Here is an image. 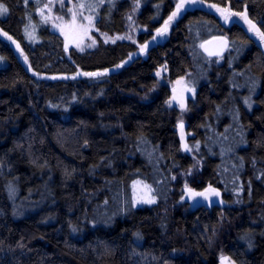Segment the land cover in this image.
Here are the masks:
<instances>
[{
  "label": "trees",
  "instance_id": "trees-1",
  "mask_svg": "<svg viewBox=\"0 0 264 264\" xmlns=\"http://www.w3.org/2000/svg\"><path fill=\"white\" fill-rule=\"evenodd\" d=\"M44 1L0 0L9 9L0 29L22 49L20 57L0 34V264H219L221 253L264 264V53L239 20L225 23L207 6L229 0L186 11L165 42L131 60L175 0H139L146 31L135 43L98 41L88 51L65 48L37 11ZM133 1L105 0L96 26L122 33ZM244 4L259 25L264 0H230L234 11ZM216 36L229 48L209 58L200 45ZM181 77L196 86L185 114L190 144L200 141L193 155L181 152L183 115L165 103ZM141 132L149 143L137 141ZM185 180L197 191L211 184L223 203L191 207L181 199ZM134 181L151 185L156 203L133 206Z\"/></svg>",
  "mask_w": 264,
  "mask_h": 264
},
{
  "label": "snow or ice",
  "instance_id": "snow-or-ice-1",
  "mask_svg": "<svg viewBox=\"0 0 264 264\" xmlns=\"http://www.w3.org/2000/svg\"><path fill=\"white\" fill-rule=\"evenodd\" d=\"M23 3L25 6H27L28 4V0H23ZM61 9L64 8V0H59ZM108 3L111 5V7H115V0H108ZM205 0H176L174 9L171 11V13L168 15L167 19L163 21V24L155 29V35L152 36V41H146L143 44L139 45V52L140 53H147L148 47H149V43L151 42H155L157 40V37H163L165 36L168 31L169 28L171 26V24L181 15V12L183 10L186 9L187 6L189 5H195V4H204ZM36 4L39 5V0H36ZM52 4H53V0H49L48 4L43 5V7H37V11L40 13L42 19L47 22L50 17L48 16H44V9H47L49 13H51L52 11ZM105 4V0H91V2H87V0H80V2L78 4L73 5L72 8L68 9V12L71 13V19L69 21H64L63 17L61 16H57L55 17L56 20L61 21L60 24H54L55 27L60 28V30L64 33V35L67 37L69 35L70 32L79 30L80 32V37L81 40L83 39L84 36H87L88 33L95 28V24H94V20L96 18V15L99 14L98 10L100 7H103V5ZM209 8L215 9L225 20V22L229 21L231 17H239L246 25H247V31L252 33L255 37H257L259 39V41L261 43H264V19H262L260 21V24L258 25L253 19H251L249 17L248 14V7L247 4H244L242 7V10L240 11H234L230 5V0L229 3L226 6H221L220 4L217 3H209L207 5ZM140 7V2L139 0H134V7H133V12L137 11ZM159 7V6H157ZM9 9L2 3H0V15H4L6 13H8ZM87 11L90 14L85 16L84 12ZM92 13H95V15H93ZM81 17L82 20H86L87 24H77V17ZM28 19L29 21H31V16L28 15ZM128 19L131 20L132 17L131 15L128 16ZM28 26H25V31L27 32ZM96 31H99V29L97 28ZM0 34H2L3 36L7 37L8 40H12L13 43H16V41L13 40V38L7 33L4 32L3 29H0ZM30 35V34H29ZM102 35L105 36V43L108 42V40H112L113 43L116 42L117 39L119 40H124V39H132L131 35H124V36H116L115 38L109 37L107 35V33H103ZM216 41L220 42V49L216 50V51H210L206 45L208 43H210L209 41H205L204 43H202L200 45L201 48H204V50L206 52H208V54L210 56H218V57H222V53L224 50H227L228 45H229V40L226 36H217L213 38ZM96 41L93 40L92 44H89L88 47H93L95 45ZM133 43H135V41H133ZM242 43H246V42H242ZM17 48H19V44L16 43ZM77 47L80 48V51H83L84 49L82 47H80V42H77ZM22 51V49H21ZM132 55L133 54H129L128 59L131 60L132 59ZM4 59V57H0V61H2ZM25 60H27V57H25ZM127 63V61H122L120 64H117L115 67L117 69L121 68L124 66V64ZM166 68V66H165ZM163 70V69H162ZM109 73V69H103L102 71H94V72H77L76 75H74L72 77V79H75L76 76L78 75H83L86 77H102V76H106ZM157 76L161 75V71H157L156 73ZM239 75H243V73H240ZM67 78V77H65ZM53 79H55V77H53ZM250 82H251V91H254L255 87H256V81L252 80L251 78H249ZM175 85H180L181 87L177 88V87H173L172 89V96L170 97L169 100H167L165 103L168 105V107H171L173 105V103H177L179 105V108L181 110V114H183L186 111H189L187 103H186V97L188 93H191V96L194 98L196 95V86H195V80H185L184 77H181L180 79H177L175 81ZM238 85L233 84V87H237ZM243 102L244 104L247 106L248 109L252 108V97L251 94L247 97L243 98ZM217 112L220 111L219 106H217L216 109ZM103 115V114H101ZM234 121L238 123L239 121V110L235 109L234 110ZM177 127L180 130V139L182 141V145L181 148L183 151L185 152H189L192 153L194 150L196 152L199 151L200 149V141H195V143L193 145H190L186 142L185 136L186 133L184 131L185 129V124H184V120L182 118H178V123H177ZM243 125L240 124L238 127V135L241 136V141H243ZM137 141L139 143L142 144H146L149 143L146 136L141 132L138 136H137ZM87 143V142H85ZM149 155L151 156V153H149ZM162 155V154H161ZM195 159V157H193ZM241 159V167L243 166V160ZM33 163H36L35 161H33ZM202 165V161L201 160H196L195 164L192 165V167H190L187 172L186 175L187 176H191L192 175V168H196L197 166ZM40 167H44L45 165H39ZM0 167H3V163L0 162ZM66 175H71L70 173L66 172ZM262 175H264V173H262ZM171 180H175L176 177L175 176H171L170 177ZM140 181H134L133 182V200H132V204L133 206H135V204H140V203H145V204H154L157 201V197L155 195H152V192L154 191L152 189L151 185H144V191L140 194L137 195L135 192L136 189V185L140 184ZM250 184V182H249ZM8 191L10 196L14 195L16 192V188L15 186L9 182L7 185ZM183 192L184 195L181 196V199H184V196L186 195L188 198L192 199V200H196L198 197L202 198L203 200L207 201L209 204H211L213 202L212 197H220L221 193L218 189H216L215 187H213L211 184H209L207 187H205L202 191H197L195 188L191 187L187 180H185L184 185H183ZM239 202V201H238ZM105 203L107 204V201H105ZM220 203H223V201L221 200ZM72 231L75 232L77 231V228L75 226H72ZM135 236L137 237V239H141V234L139 232L135 233ZM241 239L247 240L248 242V246L249 248L252 247V240L251 237L248 233H246L244 236L241 237ZM23 246V245H21ZM220 264H237L236 260L232 259L231 256H227L223 253H221L220 257Z\"/></svg>",
  "mask_w": 264,
  "mask_h": 264
},
{
  "label": "rangeland",
  "instance_id": "rangeland-1",
  "mask_svg": "<svg viewBox=\"0 0 264 264\" xmlns=\"http://www.w3.org/2000/svg\"><path fill=\"white\" fill-rule=\"evenodd\" d=\"M79 2H80V0H64V8L61 9L59 0H53L52 11H51V13H49V15H47L48 17H50V19L46 22V25L53 32L59 34L62 37L64 43H69L71 48H75L76 50L80 51V48L77 47V42L79 41L80 42V47H82L84 49L83 51H88L89 49L94 48V46L98 43V41H102V42L105 41V36L102 35L104 32H102L98 27H96V20H94L95 28H93L88 33L87 36H84L82 40H81V37H80L79 30L70 32L69 35L66 37L64 35V33L60 30V28L54 26V24H60L61 23V21L55 19V17H57V16L63 17L64 21H69L71 19V13L68 12V9L72 8L73 5L78 4ZM87 2H91V0H87ZM48 3H49V0H45L44 1V4H48ZM175 3H176V0H175ZM133 5H134V1H133ZM202 6H203V4H195V5L187 6L186 9L181 12V15L171 24L168 33L165 36H163V37H157V40L155 42L149 43V46H152V44L158 45L159 43L161 44V43L165 42L168 39V37L170 35V32H171V29L174 26V24L177 22V20L186 11L194 9L196 7H202ZM132 9L125 16V21H126L125 22V30L122 33H117V34H114V35L107 34L109 37H112V38H115L116 36H124V35L128 34V35L132 36V39L131 40H129V39L119 40V39H117L116 42L125 41V40L126 41H136L138 39V36L140 34H142L144 31H146V29L143 26H141L140 23L138 22L139 9L137 11H135V12H133ZM47 12H48V10H47ZM89 14L90 13L87 12V11L84 12L85 16H87ZM92 14H95V13H92ZM129 15H131V17H132L131 20L128 19ZM236 19L239 20L242 23V25L245 27V29L247 30V25L239 17H231V19L229 21H227V22H230V21L232 22L233 20H236ZM224 22H225V20H224ZM81 23L87 24V21L86 20H82L81 17L78 16L77 17V24H81ZM97 28L99 29V31H96ZM249 34L253 38H255V40L259 43V45L261 46V48L263 50V53H264V43H261L259 41V39L257 37H255L252 33L249 32ZM151 35L152 36L155 35V31ZM93 40L96 41L95 45L93 47H88L89 44H92ZM149 41H152V38H150ZM106 43H113V42H112V40H108V42H106ZM12 46L15 48V51L18 52L20 57H21L22 53H21L20 48H17V46L15 44H12ZM140 54H142V53H140L139 50H138L135 54L132 55V57L133 58L134 57H140L141 56ZM143 54H145V53H143ZM174 86L177 87V88L181 87L180 85L173 84V85H171L172 89H173ZM190 98H193V97L191 96V93H188L187 97H186V103L188 102V99H190ZM171 108H177V109H179V111L181 113V110H180L179 105L177 103H173ZM185 114H186V112H184L182 114L184 117L183 116L181 117L184 120V122H186L185 121ZM177 131H178V135H179V139H180V130H179L178 127H177ZM184 131L186 133V136H185L186 142L188 144H190L189 140H190V138L193 137V134L187 131L186 126H185ZM180 144L182 145L181 139H180ZM190 145H192V144H190ZM181 152L184 153V154L193 155V152L192 153L185 152V151L182 150V148H181ZM144 190H145L144 189V184L140 183V184L136 185L135 192H136L137 195H140ZM186 201L191 205V207H195L196 202H197V200H192V199L188 198L187 196H185L184 202H186ZM218 202H220V200Z\"/></svg>",
  "mask_w": 264,
  "mask_h": 264
},
{
  "label": "water",
  "instance_id": "water-1",
  "mask_svg": "<svg viewBox=\"0 0 264 264\" xmlns=\"http://www.w3.org/2000/svg\"><path fill=\"white\" fill-rule=\"evenodd\" d=\"M216 37H217V36H216ZM213 38H214V37H213ZM213 38L206 40V41H209V42H210V43H208V44L206 45V47H207L210 51H216V50H219L220 47H221L220 42L214 40ZM203 43H204V42H203ZM65 48L68 49L67 46H65ZM228 48H229V45H228ZM228 48H227V50H228ZM201 49H202L203 53H204L207 57H209V58H214V57L217 58V57H218V56H215V55L210 56V55L208 54V52H206V51L204 50V48H201ZM227 50H224V51H223L222 56H224V54L226 53ZM218 58H220V57H218ZM184 124H185V126H186V123H185V122H184ZM220 197H221V195H220ZM220 197H212L213 202H212L211 204H209L207 201L203 200L202 198H199V197H198V198L196 199V200H197L196 205H197V206H203V205H206V206H213V205H215V204L218 203V201L220 200Z\"/></svg>",
  "mask_w": 264,
  "mask_h": 264
},
{
  "label": "flooded vegetation",
  "instance_id": "flooded-vegetation-1",
  "mask_svg": "<svg viewBox=\"0 0 264 264\" xmlns=\"http://www.w3.org/2000/svg\"><path fill=\"white\" fill-rule=\"evenodd\" d=\"M46 11H47V10H46ZM48 15H49V12H48ZM93 15H95V14H93ZM96 18H97V15H96ZM96 18H95V20H97ZM96 24H97V22H96ZM96 27H97V26H96ZM65 46H67L68 49L71 48L70 45H69V43H65ZM68 49H67V50H68ZM190 99H191V98H190ZM188 100H189V99H188ZM187 103H188V102H187Z\"/></svg>",
  "mask_w": 264,
  "mask_h": 264
}]
</instances>
